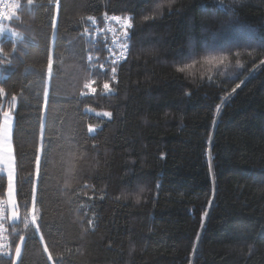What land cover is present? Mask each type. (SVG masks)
Wrapping results in <instances>:
<instances>
[{
  "label": "trees",
  "instance_id": "obj_1",
  "mask_svg": "<svg viewBox=\"0 0 264 264\" xmlns=\"http://www.w3.org/2000/svg\"><path fill=\"white\" fill-rule=\"evenodd\" d=\"M17 1L0 264H264V0H172L146 21L167 0ZM111 15L133 17L116 62L88 32Z\"/></svg>",
  "mask_w": 264,
  "mask_h": 264
},
{
  "label": "built area",
  "instance_id": "obj_2",
  "mask_svg": "<svg viewBox=\"0 0 264 264\" xmlns=\"http://www.w3.org/2000/svg\"><path fill=\"white\" fill-rule=\"evenodd\" d=\"M18 7L17 0H0V22L8 15L9 12H13ZM119 17L120 19H116ZM129 16H108L101 25L92 22L93 31L89 32L90 35L99 36L103 42H105V48L107 54L113 57V61H121L126 55V41L130 37V30L125 35V28L123 25L124 18ZM11 224L9 219V211L6 201L0 200V257H7L10 254V241L8 236V225Z\"/></svg>",
  "mask_w": 264,
  "mask_h": 264
},
{
  "label": "rangeland",
  "instance_id": "obj_3",
  "mask_svg": "<svg viewBox=\"0 0 264 264\" xmlns=\"http://www.w3.org/2000/svg\"><path fill=\"white\" fill-rule=\"evenodd\" d=\"M12 15V11L8 13V18ZM5 27L0 28V37L5 34ZM11 102L5 104V110L0 118V173L4 174L7 179V189L5 201L8 206L9 219L11 222L18 220V211L15 199V172L13 164V152L11 148V133L13 126V116L9 113ZM21 246H18L15 252L14 262L17 261Z\"/></svg>",
  "mask_w": 264,
  "mask_h": 264
},
{
  "label": "snow or ice",
  "instance_id": "obj_4",
  "mask_svg": "<svg viewBox=\"0 0 264 264\" xmlns=\"http://www.w3.org/2000/svg\"><path fill=\"white\" fill-rule=\"evenodd\" d=\"M172 5V0H167V3H158L153 12L155 13V15H148V16H145L144 17V20H148V19H152V18H155L159 13L160 11L164 8V7H170ZM116 19H120L119 17H117ZM132 20H133V17L131 19L129 18H124L123 20V25H124V28H125V35L128 34V30L133 26V23H132ZM188 67V65H185V67H181V68H178L177 71L179 72H184L186 70V68ZM240 85H236V87L232 90V92L235 91L236 88H238ZM217 109L219 110V105H217ZM137 202H139V198H137ZM206 217H207V214H205L204 216V220L206 222ZM203 229V227H201Z\"/></svg>",
  "mask_w": 264,
  "mask_h": 264
},
{
  "label": "crops",
  "instance_id": "obj_5",
  "mask_svg": "<svg viewBox=\"0 0 264 264\" xmlns=\"http://www.w3.org/2000/svg\"><path fill=\"white\" fill-rule=\"evenodd\" d=\"M11 114V113H10ZM11 148H12V145H11ZM13 163H14V160H13ZM5 199V198H4Z\"/></svg>",
  "mask_w": 264,
  "mask_h": 264
},
{
  "label": "bare ground",
  "instance_id": "obj_6",
  "mask_svg": "<svg viewBox=\"0 0 264 264\" xmlns=\"http://www.w3.org/2000/svg\"><path fill=\"white\" fill-rule=\"evenodd\" d=\"M109 58V57H108Z\"/></svg>",
  "mask_w": 264,
  "mask_h": 264
}]
</instances>
